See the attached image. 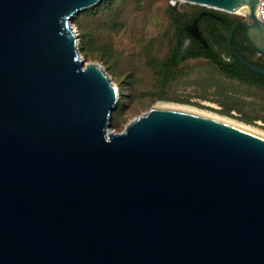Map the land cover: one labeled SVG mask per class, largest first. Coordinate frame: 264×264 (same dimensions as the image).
Returning <instances> with one entry per match:
<instances>
[{"label": "water", "instance_id": "water-1", "mask_svg": "<svg viewBox=\"0 0 264 264\" xmlns=\"http://www.w3.org/2000/svg\"><path fill=\"white\" fill-rule=\"evenodd\" d=\"M103 1L0 0V264H264V138L162 106L112 131L71 25ZM179 1L242 14L228 45L241 25L264 57L258 0Z\"/></svg>", "mask_w": 264, "mask_h": 264}, {"label": "rangeland", "instance_id": "rangeland-1", "mask_svg": "<svg viewBox=\"0 0 264 264\" xmlns=\"http://www.w3.org/2000/svg\"><path fill=\"white\" fill-rule=\"evenodd\" d=\"M115 1L120 7L117 13L106 12L82 21L80 15L85 10L71 20L81 58L85 63L100 65L117 87L115 111L120 109L121 116L111 120L116 125L112 131L122 132L137 116L164 102L228 118L264 134V88L226 79L203 60L180 64L166 82L149 67V61L162 60L174 42L175 30L166 14L170 0ZM175 7L185 18L202 8L183 2ZM227 15L247 22L243 17ZM118 20L121 27L117 28ZM79 21L95 36L101 51L85 54L81 50Z\"/></svg>", "mask_w": 264, "mask_h": 264}, {"label": "trees", "instance_id": "trees-1", "mask_svg": "<svg viewBox=\"0 0 264 264\" xmlns=\"http://www.w3.org/2000/svg\"><path fill=\"white\" fill-rule=\"evenodd\" d=\"M115 2H116L115 0H107V1L105 0L102 2L99 8L97 7L96 9L87 10L84 13H82L80 17L82 18V21H86L87 19H91V18L94 19L96 16H101L103 13L106 12L117 13L120 7L119 4ZM175 6L169 5L168 9L166 10V14L175 30L173 45L169 50V52L167 53V55L162 60L149 61L148 63L149 67L155 70V72L159 76V79L162 80V82H166L169 78H173L175 75L173 71H175V69H177V67L180 64H183L187 61L204 59L207 60L211 65L214 66L220 65L219 63L221 61V58L219 57V53L223 52L222 50L223 45H225L228 42L229 30L231 26L235 24L234 23L235 19L230 18L227 14H222L221 12L207 10L205 8H199L198 10L209 11L210 13L215 14L216 16L222 18L223 20L222 22H219L218 20L209 17H205L203 18V20H201L204 21L206 25V29L201 35L207 45V48H205L199 42L192 40L184 30V26L193 22V19L195 17H198L199 14L191 18H185L184 15L180 14L177 11ZM238 20L243 21L241 18L240 19L238 18ZM82 21L78 22V29L80 31V37H81L80 46H82L81 50H83L85 54H89V53L91 54L92 52L101 51L99 48L96 47L95 36L92 34V32L85 26L84 23L80 24V22ZM120 24L121 23L118 20L117 23L115 24V27L117 26L121 27ZM240 34L243 35L242 43L247 44L245 50H248L247 52L250 53L248 57L253 58L254 53L256 52L248 42L246 36L244 35V29L242 28L241 25L236 27L231 43L233 44L236 41V38ZM187 40H189L190 43L188 45H185V42ZM183 43H184V48H183ZM229 56L233 60L235 67L244 68V66H242L240 62H238L231 55ZM245 58L248 60L246 56ZM221 71L227 74L228 77H232V78L237 77L242 82L249 85H253L252 82L247 81L246 79L241 77L240 74L237 73L236 69L234 68L229 69L221 64ZM120 114H121L120 109H117L116 111L114 110L112 113V120L113 118L116 119L120 117L121 116ZM115 127L116 125L111 123V128L113 129Z\"/></svg>", "mask_w": 264, "mask_h": 264}, {"label": "flooded vegetation", "instance_id": "flooded-vegetation-1", "mask_svg": "<svg viewBox=\"0 0 264 264\" xmlns=\"http://www.w3.org/2000/svg\"><path fill=\"white\" fill-rule=\"evenodd\" d=\"M176 5V4H175ZM174 5V6H175ZM210 13L209 11H204V10H195L194 12L191 13V17H194L195 15H198L200 16L201 13ZM195 17L193 19L194 20H197V24H198V27H199V30H200V33L201 35L203 34V32L205 31L206 29V25L204 23V21H201L203 20V18L205 17H209L207 15H203L201 17ZM211 18V17H209ZM212 19H215V18H212ZM217 20V19H216ZM223 21V20H222ZM222 21H219V22H222ZM235 22L234 23H243V21L241 20H238V19H235L234 20ZM192 23V22H191ZM239 26V25H238ZM243 28V27H242ZM244 29V28H243ZM187 34V33H186ZM188 35V34H187ZM244 35L246 36V32H245V29H244ZM189 36V35H188ZM190 37V36H189ZM191 38V37H190ZM192 39V38H191ZM242 39H243V35H239L237 38H236V41L232 44L231 43V46L228 45V42L223 45V52H220L219 53V57L221 58V61H220V65H212L216 68L217 72L224 78L226 79H229V80H232V81H235V82H242L239 78H235V77H228L227 74H225L224 72L221 71V64L224 66V67H227V68H234L236 69V72L240 74L241 77H243L244 79H246L247 81H250L252 82L253 85L251 86H256V87H260V88H264V76L261 75V74H258V73H255L253 71H251L250 69H248L246 66H244L242 63L241 65L244 66V68H241V67H235L234 66V62L233 60L231 59V57L229 55H231L233 58H235L232 54V50L234 52H236L240 57H242L245 61H247L250 65L252 66H256L258 69L260 70H263L264 71V57L261 56L260 54L258 53H254V57L253 58H249L248 56L250 55L249 52H247L248 50H245V48L247 47V44L245 43H242ZM184 40V39H183ZM194 40V39H192ZM190 43L189 40H187L185 42V45H188ZM183 48H184V43H183ZM219 50V49H218ZM241 52V53H240ZM245 56L248 58V60L245 58ZM236 59V58H235ZM198 60H203L205 61L206 63L210 64L207 60H204V59H198ZM237 60V59H236ZM238 61V60H237ZM239 62V61H238ZM233 66V67H232Z\"/></svg>", "mask_w": 264, "mask_h": 264}, {"label": "bare ground", "instance_id": "bare-ground-1", "mask_svg": "<svg viewBox=\"0 0 264 264\" xmlns=\"http://www.w3.org/2000/svg\"><path fill=\"white\" fill-rule=\"evenodd\" d=\"M178 2H183V1H179L178 0ZM247 8L250 11H254V10L256 11V1L253 2V3L248 4ZM236 15L241 16L242 14L236 13ZM155 106H162V107H167V108H172V109H176V110H181V111H185V112H189V113H193V114H198V115H201V116L207 117L209 119H213V120L228 124V125L233 126L235 128L250 132L252 134H255V135H258V136H261V137L264 138V134H261V133L257 132L256 130L252 129L249 126L243 125V124H241V123H239L237 121H234V120H231V119H228V118H222V117H218V116H216L214 114L205 113V112L196 110L194 108L185 107V106L176 105V104H171V103H164V102H160V103L156 104Z\"/></svg>", "mask_w": 264, "mask_h": 264}, {"label": "built area", "instance_id": "built-area-1", "mask_svg": "<svg viewBox=\"0 0 264 264\" xmlns=\"http://www.w3.org/2000/svg\"><path fill=\"white\" fill-rule=\"evenodd\" d=\"M178 1H176L175 3H172L170 1V4L172 6H174ZM256 15L258 17V19L263 23L264 25V0H258L257 4H256Z\"/></svg>", "mask_w": 264, "mask_h": 264}]
</instances>
